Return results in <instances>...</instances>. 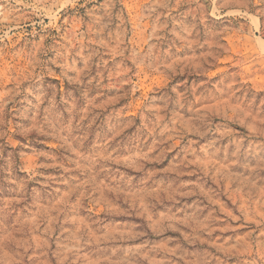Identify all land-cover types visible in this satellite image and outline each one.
<instances>
[{"label": "rangeland", "instance_id": "obj_1", "mask_svg": "<svg viewBox=\"0 0 264 264\" xmlns=\"http://www.w3.org/2000/svg\"><path fill=\"white\" fill-rule=\"evenodd\" d=\"M0 264H264V0H0Z\"/></svg>", "mask_w": 264, "mask_h": 264}]
</instances>
